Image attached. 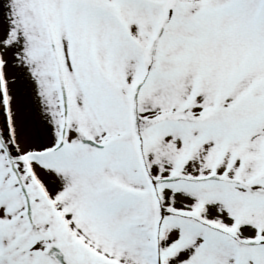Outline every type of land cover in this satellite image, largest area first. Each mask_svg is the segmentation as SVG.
<instances>
[{
    "label": "snow or ice",
    "instance_id": "snow-or-ice-1",
    "mask_svg": "<svg viewBox=\"0 0 264 264\" xmlns=\"http://www.w3.org/2000/svg\"><path fill=\"white\" fill-rule=\"evenodd\" d=\"M0 264H264V0H0Z\"/></svg>",
    "mask_w": 264,
    "mask_h": 264
}]
</instances>
